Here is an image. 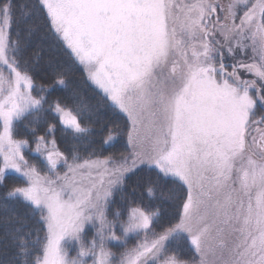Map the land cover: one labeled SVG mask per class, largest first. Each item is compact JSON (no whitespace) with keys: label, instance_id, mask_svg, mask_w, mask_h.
<instances>
[{"label":"snow or ice","instance_id":"1","mask_svg":"<svg viewBox=\"0 0 264 264\" xmlns=\"http://www.w3.org/2000/svg\"><path fill=\"white\" fill-rule=\"evenodd\" d=\"M0 264H264V0H0Z\"/></svg>","mask_w":264,"mask_h":264}]
</instances>
